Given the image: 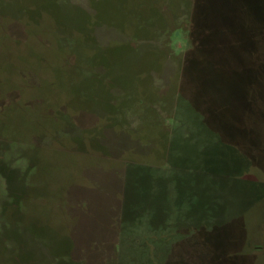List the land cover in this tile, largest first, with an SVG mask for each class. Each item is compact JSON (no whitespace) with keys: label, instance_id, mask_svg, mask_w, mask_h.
Here are the masks:
<instances>
[{"label":"rangeland","instance_id":"1","mask_svg":"<svg viewBox=\"0 0 264 264\" xmlns=\"http://www.w3.org/2000/svg\"><path fill=\"white\" fill-rule=\"evenodd\" d=\"M0 264H264V0H0Z\"/></svg>","mask_w":264,"mask_h":264}]
</instances>
